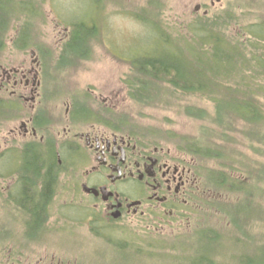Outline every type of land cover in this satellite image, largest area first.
Segmentation results:
<instances>
[{"label":"rangeland","instance_id":"obj_1","mask_svg":"<svg viewBox=\"0 0 264 264\" xmlns=\"http://www.w3.org/2000/svg\"><path fill=\"white\" fill-rule=\"evenodd\" d=\"M39 1L42 17L36 20V25L40 26L41 37L53 52H59L63 43L61 35L68 36V28L74 20L87 19L91 21H87L88 27L94 24V35L89 41L83 38L85 40L82 44L83 53L73 56V53H70L71 50L66 47V51L60 54L66 61L60 65L57 60L58 54L49 56L52 63L55 61L58 66L55 73L57 77L53 79L51 76L50 83L51 89L59 92L57 94L59 105L63 100L60 97L73 94L74 101L79 99L88 107V112L97 115V111L100 110L98 102L104 99L106 109L103 112L107 123L115 121L120 125L129 126L133 132H140L154 144L164 146V149H168L170 153L185 158V161L193 165L197 183L189 200L191 204L182 208L183 215L167 217L164 220L153 218L150 222L144 218L132 223L121 220L112 226L104 223L107 229L100 230L104 237L96 236L94 231H97V225L93 229H90L86 223L81 225L79 218L85 209L81 208L78 215L73 209L80 208L70 203L66 205V208L63 207L65 200L62 197L56 198L58 204L49 206L47 210L49 220L45 230L40 232L42 235L38 237V232L35 235L37 238L27 236L23 214L26 215L27 221L29 220L28 212L19 207L17 210L12 205H3L1 200L2 195L5 194L0 191V264H49L52 261L53 264H178L174 262L173 257L179 256L181 251L173 248L171 241L188 240L193 237L188 235L193 228L205 227L206 224L213 229H222L225 218L221 217L226 209L220 211L217 206L219 202L223 205V202L229 201L227 195L232 200L237 198L250 200L247 155L252 160L264 161V153L258 150V146L264 147V140L245 136L243 121L236 122L234 116H230L233 113L231 109H222V114L232 119L230 127L224 129L214 123L218 120L211 118L218 116L210 97L215 94L207 92L206 96L200 93L183 95L180 91H175L174 94L168 85L156 82L159 89L153 90L152 96H146L145 102L133 99L127 86L131 79L136 78V74L132 72L129 61L132 56L140 52L149 53L154 50L156 41L154 38L157 34L147 23V19L163 29L171 40L181 35L184 38L187 35L191 40L192 24L196 23V29L199 31L211 29L210 23L214 22L215 17L226 18V25L220 28L226 32L225 34H240L244 33L241 29L252 22L264 21V0ZM25 2L31 10L39 7L34 5L33 0H31L32 3L27 0ZM227 15L231 17L227 18ZM235 21L239 23L236 24ZM27 23H30L32 30V22L27 20ZM187 25H190L189 29ZM190 44L196 51L200 49V45L195 42ZM179 46L185 50L187 44L179 40ZM78 51L80 50H72L74 53ZM236 63L239 68V59ZM221 80L219 77L217 83L222 82ZM221 92L225 93V97L226 94L230 95L227 89ZM94 95L99 96L98 99ZM110 108L118 113L116 117L114 115L111 117L108 112ZM202 109L205 111L203 117L199 114V110L202 111ZM86 125L85 123L81 126ZM2 133L1 130L0 134ZM193 143L212 145L207 147L205 155L197 156L188 147ZM218 144L227 149L229 154L220 149L215 150L214 145ZM230 157H232L231 161ZM10 159L11 155L6 153L4 160ZM234 167L237 169L233 170ZM218 172L221 173V177L230 176L232 179L244 182L249 190L247 197H244L246 193L240 186L237 187L241 191L219 187L214 174ZM0 182L6 184L7 179L0 178ZM65 184L64 181L57 180V185L63 187ZM121 184H124L121 185L123 187L126 183ZM128 188L133 191L136 186L129 185ZM259 192L260 190H256L251 195L256 196L257 204L264 206V194L258 195ZM237 214L242 216V213ZM254 216L260 217L256 213ZM53 219L56 220L49 222ZM42 223L45 224L43 221ZM245 224L252 233V215ZM224 228L225 233L227 235L230 233L231 236L234 227L225 226ZM108 229L115 231L110 234ZM233 234L239 235L234 232ZM199 240L193 243L195 246L192 250L210 249L211 241L201 245ZM213 245L211 244L212 248ZM153 247L157 249L153 251ZM121 249L127 254H123ZM231 251L230 244L226 245L224 242L221 251L215 252L214 259L220 263L233 261Z\"/></svg>","mask_w":264,"mask_h":264},{"label":"flooded vegetation","instance_id":"obj_2","mask_svg":"<svg viewBox=\"0 0 264 264\" xmlns=\"http://www.w3.org/2000/svg\"><path fill=\"white\" fill-rule=\"evenodd\" d=\"M20 1L24 4L26 0H0V178L7 179L6 184L0 182L5 194L2 204L27 209L22 182L25 153L37 151L39 163L52 150L54 173L40 218L44 225L49 220L47 210L58 204V197L64 198L65 208L69 203L79 207L73 209L77 214L85 209L79 221L90 229L97 225L94 232L99 237H104L100 230L107 229L106 225L121 220L132 223L144 218L150 222L183 215L182 208L191 204L196 188L193 165L164 146L152 144L140 132L115 121L107 123L100 111L93 121V117L86 118L91 122L83 119L70 96L59 105L50 83L54 66L48 55L43 57L47 42L36 25L32 33L26 29L31 14L20 8ZM12 2L19 4V10ZM30 18L36 24L35 16ZM6 153L10 160H4ZM57 180L65 186L57 185ZM129 185L136 189L132 191ZM23 221L26 223L25 214ZM112 230L108 232L112 234Z\"/></svg>","mask_w":264,"mask_h":264},{"label":"trees","instance_id":"obj_3","mask_svg":"<svg viewBox=\"0 0 264 264\" xmlns=\"http://www.w3.org/2000/svg\"><path fill=\"white\" fill-rule=\"evenodd\" d=\"M17 3L22 5L20 8L26 10V12L32 11L26 2L25 4H22L23 1ZM17 3L12 2V6L18 9L16 6L19 4ZM5 11H7V8H5ZM228 17L231 16L227 15ZM87 21V19L80 18L74 20L71 24V38L68 40L66 47L71 50L70 53H73V56H78L84 52L82 44L85 40L83 38L85 37L89 41L90 37L94 35V24L88 27ZM213 21L210 23L211 29L200 31L196 29V23L192 24L191 34L193 37L191 40L187 35H185V38L181 35L171 40L163 29H160V27L147 19V23L151 25L152 29L154 28L153 30L157 34V38H154L156 40L154 50L149 53L146 51L140 52V54L132 56L129 62H131V70L135 72L136 78L131 79L127 87L133 99L136 98L142 102H145L146 96H152L153 90L159 89L156 82L165 83L174 94L175 91L183 92V95L200 93L203 94L202 96H206L207 92L215 94L210 97L214 102L215 113L218 116L217 118H211L218 120L214 123L224 129L228 126L230 127V123H232L230 116L233 115L236 122L241 123L243 121L242 126L245 130V136L257 137L260 141L264 140V21L252 22L241 29L244 33L240 34H225L226 32L223 29L220 30L223 25H226L225 17H215ZM238 23L236 22V24ZM187 26L189 29L190 25ZM25 27L26 29L28 28L27 25ZM179 40L187 44L185 50L179 46ZM193 42L200 45L198 51L191 48L192 45L190 43ZM77 49L80 51L77 53L72 52V50ZM187 53L190 54L188 55ZM238 59L239 68L236 63ZM219 77L222 82L217 83ZM224 89H227L230 95L226 94L225 97V93L221 92ZM82 107L78 105L75 111L79 115H87L89 112L87 113ZM223 108L231 109L233 113L227 118L222 114ZM204 113L203 109L202 111L199 110L200 116L203 117ZM208 117L210 118V115ZM193 144L188 145V147L197 156H203L207 147L214 144V142L212 144ZM258 147L259 152L264 153V147L262 145ZM214 148L215 150L220 149L227 155L229 154L227 149H224L221 144L214 145ZM38 154L33 149L26 151L23 163L25 172L22 177L26 195L24 200L27 205H31L25 209L31 220H27L25 223L26 233H28L27 236L33 238H37L35 235L38 232V237L41 236L40 232H43L46 227L40 221V217L42 218L44 214V202L48 197V186H50L54 173L51 166L55 163V156L52 150L39 163H37L36 159ZM231 159L232 157L229 158L230 161ZM45 165L48 166L45 168L46 170L43 169ZM247 166L250 200L248 198L232 200L227 195L229 201L223 202V205H220L219 202L217 206L220 211L221 209H226L225 214L221 217L222 219L225 218V224L224 226L222 224V229H213L206 224L205 227L201 226L199 228L198 226L193 228L192 232L188 234L193 237L188 240L171 241L173 242V248L181 251L179 256L173 257L174 262H178V264H229L231 262H233L231 264H264V206L257 204L255 202L256 196L251 195L256 190H260L258 195L264 194V161L259 159L252 160L247 155ZM241 173L245 175L244 172ZM214 174L218 180L217 184L219 187L223 186L225 189L241 191L237 187L240 186L244 188L243 191L246 193L244 197H247L249 190H247L248 187L244 182L232 179L230 176L221 177L219 172ZM39 185L41 190L38 191L37 186ZM237 213H242V216ZM255 213L260 217L255 218ZM251 215L253 236L249 232L250 228L246 227L248 225L245 224ZM186 222L188 223V220ZM225 226L234 227L233 232L239 235L235 236L233 232L231 236L230 233L227 235ZM198 239H200L201 245L211 241L210 249L192 250L193 246H195L193 243H197ZM224 242H226V245L230 244V248L232 247L233 261H221L222 263H220L217 259H214V255L215 252L221 251V246ZM211 244H214L213 248ZM153 249L155 251L157 248L153 247ZM121 252L127 254L123 249H121Z\"/></svg>","mask_w":264,"mask_h":264}]
</instances>
